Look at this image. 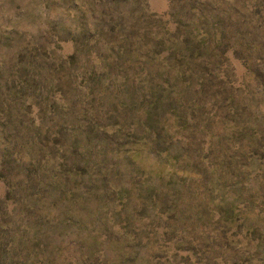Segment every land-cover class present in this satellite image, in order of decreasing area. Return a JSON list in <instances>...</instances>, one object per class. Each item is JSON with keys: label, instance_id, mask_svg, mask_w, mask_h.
I'll return each instance as SVG.
<instances>
[{"label": "rangeland", "instance_id": "rangeland-1", "mask_svg": "<svg viewBox=\"0 0 264 264\" xmlns=\"http://www.w3.org/2000/svg\"><path fill=\"white\" fill-rule=\"evenodd\" d=\"M0 264H264V0H0Z\"/></svg>", "mask_w": 264, "mask_h": 264}]
</instances>
